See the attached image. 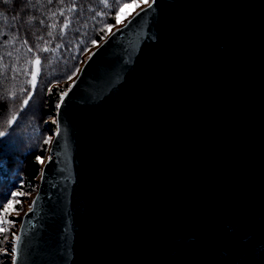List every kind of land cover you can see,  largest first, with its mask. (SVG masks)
<instances>
[{"label": "water", "instance_id": "water-1", "mask_svg": "<svg viewBox=\"0 0 264 264\" xmlns=\"http://www.w3.org/2000/svg\"><path fill=\"white\" fill-rule=\"evenodd\" d=\"M80 70L12 264H264V0H151Z\"/></svg>", "mask_w": 264, "mask_h": 264}, {"label": "trees", "instance_id": "trees-1", "mask_svg": "<svg viewBox=\"0 0 264 264\" xmlns=\"http://www.w3.org/2000/svg\"><path fill=\"white\" fill-rule=\"evenodd\" d=\"M132 1L0 0V131L5 133L0 136V217L10 221V211L22 210L21 201L14 202L36 193L43 160L57 128L61 93L78 73L72 80L67 77L110 34L121 5ZM57 45L61 47L53 51ZM37 56L41 63L33 90L29 81ZM13 115L16 120L9 124ZM9 203H14L13 207L5 213ZM2 235L0 232V241ZM0 248H5L4 243ZM13 257V248L0 250V264H12Z\"/></svg>", "mask_w": 264, "mask_h": 264}, {"label": "rangeland", "instance_id": "rangeland-1", "mask_svg": "<svg viewBox=\"0 0 264 264\" xmlns=\"http://www.w3.org/2000/svg\"><path fill=\"white\" fill-rule=\"evenodd\" d=\"M151 2V0H135L132 1L130 3H127V5H129V7L124 9L123 13H120L118 15H120V19L119 21L117 20V24L115 26H113L111 28V32L113 30H115L116 28H119L120 26L124 25L127 20L133 15L135 14L137 11H139L140 9L146 7L149 3ZM99 45V44H98ZM96 45L91 52L98 46ZM90 52V53H91ZM33 73H35L37 75V79H38V73L37 72V66L34 63V71ZM37 83V80H36ZM49 157V154L47 155V157L43 160V163L45 162V160ZM35 194H30V195H24L23 199L21 200H17L16 203H19L21 201V208L22 210L19 212H9V215L12 216V219L10 220L11 223L7 224L6 227H8V231L7 232H2V236H3V243L5 248H0V250H6L7 247H11L14 248L15 244H14V234L17 235L18 232V228H19V217L22 216L32 205V200H33V196ZM12 203V204H14ZM13 217H15V220L13 219ZM16 220H18L16 222ZM5 237H7V239L5 240Z\"/></svg>", "mask_w": 264, "mask_h": 264}, {"label": "snow or ice", "instance_id": "snow-or-ice-1", "mask_svg": "<svg viewBox=\"0 0 264 264\" xmlns=\"http://www.w3.org/2000/svg\"><path fill=\"white\" fill-rule=\"evenodd\" d=\"M60 2L63 3V0H60ZM105 3H107V0H105ZM127 7H129V5H127V4H122L121 7L119 8V12H120V13H123V12H124V9L127 8ZM72 10H73V9H69V11H72ZM61 14H63V13H61ZM53 15H55V13H53ZM115 18L119 21V19H120V15H117ZM69 24H70V21H69L68 23H65L63 27H64V28H67V27L69 26ZM52 27L55 28L56 25L53 24ZM110 27H111V26H108L109 29H110ZM49 35L51 36L52 33L50 32ZM26 43H27V41H25V44H26ZM92 44H93V45H96V41H95V40H92ZM59 47H61V46H60V45H57V49H53V51L58 50ZM43 50L47 51L48 49L46 48V49H43ZM29 51H31V49H29ZM34 63H35V65L37 66V72H39V66H40L41 61H40V59H39L38 56L35 58ZM80 71H81L80 68H78V67L75 68L74 71H73V73H72V75L68 76L67 79H68V80H72L73 77H74L77 73H79ZM36 80H37V75H36L35 73H33L32 77H31V80L29 81V83L32 84L33 90L35 89V86H36ZM70 90H71V88L69 87V89H66L65 91H63V92L61 93V102H63V97H64V96H67L68 91H70ZM30 99H31V95H29L26 99L23 100V102H22L23 105H24V106H27L28 103H29V100H30ZM57 107H59V105H57ZM15 120H16V116L13 115V116L11 117V120L8 121V123L11 124V123L14 122ZM3 135H5V133H4L3 131H0V136H3ZM47 142H50V139H49V141H47ZM15 195H16V196H19V195H22V194H21V193H16ZM33 206H35V201L33 202ZM12 207H13V204H12V203H9L8 206H7V207L5 208V210H4L5 213L9 212V211L12 209ZM10 223H11V221H8L6 216L0 217V232H7L9 229H8V227H6L5 225L10 224ZM6 239H7V237H5V240H6ZM19 242H20V236L14 234V244H15L16 247H18ZM0 243H3V241H0ZM16 247L13 248V252L16 251Z\"/></svg>", "mask_w": 264, "mask_h": 264}]
</instances>
